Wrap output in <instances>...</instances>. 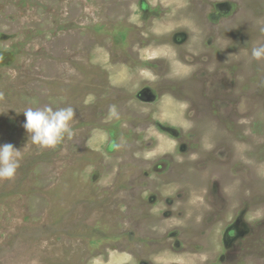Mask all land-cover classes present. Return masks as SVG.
<instances>
[{
  "label": "rangeland",
  "instance_id": "1",
  "mask_svg": "<svg viewBox=\"0 0 264 264\" xmlns=\"http://www.w3.org/2000/svg\"><path fill=\"white\" fill-rule=\"evenodd\" d=\"M262 29L264 0H0V264H264Z\"/></svg>",
  "mask_w": 264,
  "mask_h": 264
},
{
  "label": "clouds",
  "instance_id": "2",
  "mask_svg": "<svg viewBox=\"0 0 264 264\" xmlns=\"http://www.w3.org/2000/svg\"><path fill=\"white\" fill-rule=\"evenodd\" d=\"M261 31L264 32V29ZM251 58L256 61L264 59V46L252 48ZM22 113L25 116L23 128L28 134V143L32 145L54 149L65 137L71 138L73 135L71 123L75 113L72 107L56 110L50 106L38 109L29 107ZM21 159V150L14 145H0V181H10L15 177Z\"/></svg>",
  "mask_w": 264,
  "mask_h": 264
},
{
  "label": "flooded vegetation",
  "instance_id": "3",
  "mask_svg": "<svg viewBox=\"0 0 264 264\" xmlns=\"http://www.w3.org/2000/svg\"><path fill=\"white\" fill-rule=\"evenodd\" d=\"M198 194H199V192H198ZM237 197H238V195H237ZM193 202H194V200L193 201H191V204H193ZM174 208V204L172 205V207L169 209V211H168V214H169V216L168 217H171V215H173V214H177L176 216H179V214H180V212H179V210L178 211H176V210H174L173 209ZM173 211V212H172ZM228 212L230 213L231 212V210H228ZM210 215H211V217H212V221H211V223L215 226L216 225V223H218L219 222V220H218V222H217V218H215L216 220H213V218L215 217V214L214 213H210ZM182 216V215H181ZM216 216H218V215H216ZM226 216H221V220L223 221V222H226V218H225ZM220 223H222V222H220ZM236 264V263H235Z\"/></svg>",
  "mask_w": 264,
  "mask_h": 264
},
{
  "label": "bare ground",
  "instance_id": "4",
  "mask_svg": "<svg viewBox=\"0 0 264 264\" xmlns=\"http://www.w3.org/2000/svg\"><path fill=\"white\" fill-rule=\"evenodd\" d=\"M189 195H190V201H193L196 198V195H198V194L196 193V195H194L193 192L190 191Z\"/></svg>",
  "mask_w": 264,
  "mask_h": 264
}]
</instances>
